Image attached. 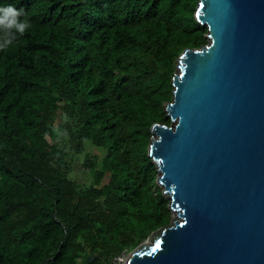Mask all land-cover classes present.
Returning a JSON list of instances; mask_svg holds the SVG:
<instances>
[{
    "label": "trees",
    "instance_id": "16d2710c",
    "mask_svg": "<svg viewBox=\"0 0 264 264\" xmlns=\"http://www.w3.org/2000/svg\"><path fill=\"white\" fill-rule=\"evenodd\" d=\"M198 1L0 0L31 24L0 50V264H111L171 222L150 129L207 43Z\"/></svg>",
    "mask_w": 264,
    "mask_h": 264
},
{
    "label": "water",
    "instance_id": "95a60500",
    "mask_svg": "<svg viewBox=\"0 0 264 264\" xmlns=\"http://www.w3.org/2000/svg\"><path fill=\"white\" fill-rule=\"evenodd\" d=\"M195 18L207 43L179 55L148 146L172 220L125 264H264V0H199Z\"/></svg>",
    "mask_w": 264,
    "mask_h": 264
},
{
    "label": "clouds",
    "instance_id": "9594fccd",
    "mask_svg": "<svg viewBox=\"0 0 264 264\" xmlns=\"http://www.w3.org/2000/svg\"><path fill=\"white\" fill-rule=\"evenodd\" d=\"M30 27L23 9L18 10L13 5L0 7V50L12 46L18 36L23 35Z\"/></svg>",
    "mask_w": 264,
    "mask_h": 264
},
{
    "label": "rangeland",
    "instance_id": "374dc122",
    "mask_svg": "<svg viewBox=\"0 0 264 264\" xmlns=\"http://www.w3.org/2000/svg\"><path fill=\"white\" fill-rule=\"evenodd\" d=\"M86 145H87V148H86V152H92V153H95V154H98L99 156H102L104 155V152L103 151H100V149H102V147H99L95 144H93L91 141L87 140L86 141ZM85 159V153H82L81 155L77 156L74 160V163H73V166H74V169H73V173H72V177L74 179H76L77 181L79 182H86L87 180L90 181V177L87 176V173L83 171L82 169V163ZM126 255L129 254L130 252H125Z\"/></svg>",
    "mask_w": 264,
    "mask_h": 264
},
{
    "label": "built area",
    "instance_id": "2783aa9c",
    "mask_svg": "<svg viewBox=\"0 0 264 264\" xmlns=\"http://www.w3.org/2000/svg\"><path fill=\"white\" fill-rule=\"evenodd\" d=\"M129 254L126 255L125 252L113 257L111 264H125L128 259Z\"/></svg>",
    "mask_w": 264,
    "mask_h": 264
}]
</instances>
